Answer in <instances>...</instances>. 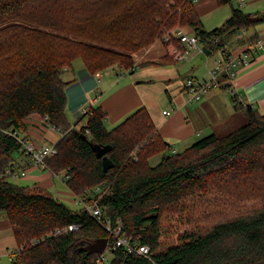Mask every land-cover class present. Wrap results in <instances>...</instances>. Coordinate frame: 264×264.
Here are the masks:
<instances>
[{"label": "trees", "instance_id": "16d2710c", "mask_svg": "<svg viewBox=\"0 0 264 264\" xmlns=\"http://www.w3.org/2000/svg\"><path fill=\"white\" fill-rule=\"evenodd\" d=\"M215 2L223 6L232 0ZM261 22L264 11L258 16L232 6L221 26L207 30L194 0H0V174L16 163L14 151L22 152L11 132L23 131L33 113L47 115L62 137L46 168L73 194L98 200L104 213L100 220L85 206L72 209L45 189L0 176V211L12 223L18 244L12 264H264V206L205 226L195 221L198 226L179 234L177 243L161 245L168 208L250 176L264 184V112L233 95L235 107L248 116L244 125L170 151L145 107L112 129L105 126L101 107H92L80 127L72 124L63 78L77 58L96 73L113 66L133 69L132 53L157 40L184 50L179 38L164 39L176 25L191 28L199 44L213 52L229 51L231 34L241 44L256 41L260 31L248 29ZM92 143L112 146L107 155L113 167L103 169ZM157 155L161 159L152 165ZM119 221V235L137 248L149 246V254L116 245L117 236L106 225L115 228ZM70 225L77 227L69 230ZM98 238L109 240L108 263L104 252L84 249Z\"/></svg>", "mask_w": 264, "mask_h": 264}, {"label": "crops", "instance_id": "0c3cea01", "mask_svg": "<svg viewBox=\"0 0 264 264\" xmlns=\"http://www.w3.org/2000/svg\"><path fill=\"white\" fill-rule=\"evenodd\" d=\"M212 4L211 0L196 1L200 14L201 10ZM259 36L264 37V30L260 31ZM245 45L240 43L235 34L227 38L230 52H238ZM171 50V44L167 46L163 40H157L134 54L136 65L130 70L113 66L92 73L82 59H75L72 67L63 74L64 80L68 82L65 89L66 112L70 122H79L77 127H80L86 122L83 108L101 107L106 113L105 126L112 129L137 109L145 107L158 132L169 143L170 151L179 152L202 137L218 135L216 131L220 124L231 116H238L240 121L245 120L246 113L235 107L233 95H237L243 105H252L264 112V47L255 52L252 63L242 68L232 82L212 89L196 102L185 93L183 82L188 77L197 76L190 73L192 66L185 63V59H175ZM166 55H169L170 60L163 61L162 57ZM210 70H207V78H210ZM165 110H171V115L164 114ZM22 134L37 147L56 144L62 137V132L48 124L38 113L26 118ZM26 158L21 151H18L17 156L13 155L15 162ZM20 177L21 181H26L23 185L39 187L50 193L55 191L60 197L72 198L75 202L64 180L48 168L31 166ZM17 250L13 225L5 211H0V264H12Z\"/></svg>", "mask_w": 264, "mask_h": 264}, {"label": "rangeland", "instance_id": "374dc122", "mask_svg": "<svg viewBox=\"0 0 264 264\" xmlns=\"http://www.w3.org/2000/svg\"><path fill=\"white\" fill-rule=\"evenodd\" d=\"M211 1L213 3L211 7L205 8L200 11L203 25L207 30H211L215 27L221 26L225 22V20L231 15L232 6L235 7L240 6L242 10H244L245 12L258 13V16L261 14V12L264 11V0H245V2L242 5H240V0H232V2L223 6H217L213 0ZM178 26L184 27L186 31H188L189 33H194L191 30V28L187 26H181V25ZM178 26L176 25L172 29L167 30L164 33V36ZM262 30H264V22H261L256 26L249 28L248 33H254L256 31H262ZM171 46L172 48L177 47L175 43H171ZM187 47L190 49V55L189 58L185 59L184 61L185 63L190 64L192 66L191 70L195 71L193 72L190 70V73L196 74L197 78L208 79L206 77L207 70L214 68L215 60L220 57V50L213 51L212 54L208 56V59L205 63L198 65L197 61L199 59L201 53L200 49H202V46L199 44L198 48L189 45H187ZM141 50L142 49H140L139 51ZM135 53L136 52H133L132 55H134ZM223 85L224 84H221L219 87H222ZM212 89H210L209 91H211ZM181 91L184 93L185 90L183 91L181 89ZM185 93L187 92L185 91ZM187 94L188 97H190L189 93ZM193 101L196 102V100ZM168 105L170 106L169 101H168ZM42 116L44 117L45 115ZM247 121H248L247 115L244 121H240L238 116H231L230 118L222 122V124H220L221 126L218 129V131H216V133L218 134V136L226 135L232 132L233 130H235L236 128L244 125ZM185 148L187 147H184L183 149H181V151H183ZM13 155L17 156L18 151H14ZM160 159H161V155H157L154 156L150 162L152 165H156L160 161ZM5 176L8 175L6 174ZM252 178H254V176H250V178L248 177L245 180L239 182H234L235 183L234 185L224 186L223 189L221 190L213 186L209 190L206 189L204 194L198 195L195 198L184 200L183 202H181L183 206H181L182 204H180V206H175L165 210L162 215V223H161L162 247H166L177 243L179 241L178 238L179 234L188 231L193 226L196 227L198 226V224H196L195 221H198L199 223H202L201 224L202 226H205V223L211 224L213 222L227 218L229 216L243 213L250 209H254L255 207L259 208L261 206H264V194H263L264 184L263 183L260 184V180L257 181L256 177L255 179L250 180ZM10 179L11 181L18 183L20 185L26 183V181H21V177H11ZM60 183L65 185L64 182L62 181ZM252 192H257L261 194H258L257 197L252 199L250 197ZM52 194L56 197L57 196L60 197V195L55 193V191H53ZM87 194L89 195V193ZM72 195L74 196L75 202L72 200V198L68 199V198L60 197V199L59 198L58 199L63 201L70 208L75 210L81 208V206L87 207L86 205L88 204L86 203L89 202V200L85 199V197L83 196H77L73 193ZM187 204H189V207ZM104 254L106 255L105 258L107 263L110 262V260L112 259V254L108 247L104 251Z\"/></svg>", "mask_w": 264, "mask_h": 264}, {"label": "built area", "instance_id": "2783aa9c", "mask_svg": "<svg viewBox=\"0 0 264 264\" xmlns=\"http://www.w3.org/2000/svg\"><path fill=\"white\" fill-rule=\"evenodd\" d=\"M198 1V0H194ZM245 0H240V5H242ZM245 35V32L242 33ZM172 37L179 38L181 42L185 45V49H179L177 47L172 48L171 55L175 59L183 60L188 59L190 55V49L187 45L192 47H199L198 37L195 33H189L184 27H176L171 32L164 36L166 41L171 40ZM217 42V40H215ZM264 47V37L259 36L256 41L252 43H247L240 51L230 52L221 49L220 57L215 60L214 68L210 70V78L203 79L197 77H188L183 82V89L189 93L191 100H199L206 93L209 92L212 88H217L221 84L232 82L236 74L244 67L249 66L252 61L255 52ZM226 75V77H224ZM223 79V80H222ZM91 108L85 107L82 110L83 114H86L90 111ZM171 110H165L164 114L171 115ZM44 120L48 122V116L45 115ZM49 124V122H48ZM11 135L16 137L17 140L21 143V150L26 155V159L23 161L16 162L13 166L7 168L5 173H2L1 176L10 175L13 177L24 176L26 169L36 165L43 168H46V158L48 156L54 155L58 152L56 144H44L40 147H37L32 140L27 136L22 134V131H13ZM86 205L90 213L100 220H103L104 213L103 207L99 205L98 200L89 201ZM107 219V218H106ZM107 229L117 236L116 245L124 246L130 252L137 251L141 254H149L150 247L147 245H141L138 248L125 237L119 235L123 223L119 221L117 227L112 228L110 224L107 223ZM76 225H70L69 230L75 229Z\"/></svg>", "mask_w": 264, "mask_h": 264}, {"label": "water", "instance_id": "95a60500", "mask_svg": "<svg viewBox=\"0 0 264 264\" xmlns=\"http://www.w3.org/2000/svg\"><path fill=\"white\" fill-rule=\"evenodd\" d=\"M210 54H212V51L207 47L203 46L197 64L205 63ZM92 147L96 155L102 158V166L104 170H107L114 166L113 160L107 155V152H109L112 148L111 145L102 146L98 143H92ZM108 246L109 240L107 238H98L90 242L84 249L87 250L89 253H102L107 249Z\"/></svg>", "mask_w": 264, "mask_h": 264}]
</instances>
